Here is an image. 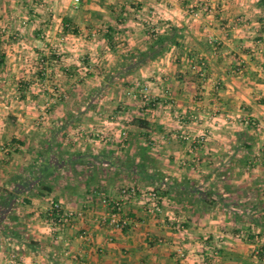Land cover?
<instances>
[{"label":"crops","instance_id":"crops-1","mask_svg":"<svg viewBox=\"0 0 264 264\" xmlns=\"http://www.w3.org/2000/svg\"><path fill=\"white\" fill-rule=\"evenodd\" d=\"M72 4L0 0V264H264V0ZM173 29L175 44L119 78L146 85L149 105L141 89L103 91L111 109L73 105L69 62L107 75ZM133 185L161 211L121 195ZM101 194L125 230L98 222ZM52 203L73 226L51 225Z\"/></svg>","mask_w":264,"mask_h":264},{"label":"built area","instance_id":"built-area-1","mask_svg":"<svg viewBox=\"0 0 264 264\" xmlns=\"http://www.w3.org/2000/svg\"><path fill=\"white\" fill-rule=\"evenodd\" d=\"M80 3L81 0H74L73 5L75 6V8H78ZM137 89H141L143 95L142 96L143 102L146 105H149L151 102L148 99V96L146 95L147 93L146 85H141L140 83H136L134 85L133 90L137 91ZM90 136L100 141L105 140L104 135L99 132H92L90 133ZM179 138L182 140L189 139L188 136L185 134H180ZM121 195L124 197H130L133 199L142 200L144 205V210L149 214L154 215L161 211V205H160L161 197L156 190L142 191L136 186H129V187H123L121 189ZM100 197L102 204L108 208V211L98 219V222L101 223L102 225L111 226L119 231L125 230L131 221L129 214L125 211V209L122 207V205L119 202L109 199L105 194H101ZM53 210H57L59 212L57 214V218L53 216V212H52ZM49 217L51 219V225L53 227L64 228V227L73 226L74 222L78 218V215L73 211L63 210L60 207V205H58L57 203H52ZM177 254L180 258H184L186 256V253L182 248H179L177 250ZM216 255H217L216 253L213 254V258L211 261L212 264H215L217 262ZM9 264H19V263L14 259V257H12L9 260Z\"/></svg>","mask_w":264,"mask_h":264},{"label":"rangeland","instance_id":"rangeland-1","mask_svg":"<svg viewBox=\"0 0 264 264\" xmlns=\"http://www.w3.org/2000/svg\"><path fill=\"white\" fill-rule=\"evenodd\" d=\"M73 2H74V0H72V3ZM16 5L18 6L20 4L17 3ZM38 6L41 7V9H44V10L49 7L48 4H45V3H43L42 6H41V4H38ZM71 8H75V6L72 4ZM75 9H77V8H75ZM29 23L30 22H28V24ZM31 27H33V26H31ZM70 31H73V28H71ZM133 53L134 52L132 51V54ZM132 54L127 52L126 53V55H127L126 57H128L129 55H132ZM94 59H95V57H94ZM89 61L91 62L90 64L87 63ZM69 63L70 64L72 63L71 65H73V67H74L73 68L74 72L72 73L73 77L71 78V79H73V85H74L73 90H74V92H73V100H71V102L73 103V105H76L77 109L87 107V104L90 105V106L91 105L95 106L96 108H99V107L103 108L104 107V108L111 109L113 107V105H114V104H111L112 100H109V99L106 100L105 99V101H106L105 102L104 99L99 97V95L103 91L104 92H111L113 94L115 93L116 95H120L121 94V95L126 96V97H127L128 94H132V93L136 92L134 90H131V88L126 89V87H125L126 82H120L121 79H115L114 82L112 83V85H115V87L110 88L109 87V83L107 82L108 81V79H107L108 74L105 75V72H104L105 69L108 70V67L100 68L98 64L92 63L91 59L90 60L81 61L80 58L77 57L76 59H73L72 62H69ZM111 69H112V71H111L112 73H115V71H118V69H116V68H114V69L111 68ZM58 70H59V68H58ZM51 73L53 74V72H51ZM59 74L60 73L58 71V75ZM34 75H32V76H34ZM101 76H104V78H105V79H103L104 82H102V80L100 78ZM112 85H110V86H112ZM113 91H116V92H113ZM131 91H133V92H131ZM88 93L90 94V98H87V100H84V99H86ZM63 95L64 94H62V91H61V95L58 98L54 97V99H57L56 103L61 104V103H63L66 100L65 98H63ZM97 97L100 100L99 99L97 100ZM102 101L105 102L104 103L105 105L104 106H99V104ZM47 104L49 106L51 105L50 102H48ZM47 104L45 103L43 106L48 108ZM92 132H96V131L92 130L89 133H87L88 136L90 137V140H91V138H93V137L90 136V133H92ZM104 137L106 139L107 136H104ZM96 140L98 141V139H96ZM125 165L128 166V164H125ZM95 166H97L96 163H95Z\"/></svg>","mask_w":264,"mask_h":264},{"label":"trees","instance_id":"trees-1","mask_svg":"<svg viewBox=\"0 0 264 264\" xmlns=\"http://www.w3.org/2000/svg\"><path fill=\"white\" fill-rule=\"evenodd\" d=\"M69 25H66L65 28L68 29ZM74 32H76L75 29H73ZM151 37L153 38V43L149 46V48L144 52H138L136 54L129 55L128 57L124 58V61H128L127 64L124 62L119 67L118 71H115V73H110L107 76L109 85L112 84L115 80V78H122L128 75H131L134 71L141 68L154 58L160 56L163 52H165L169 45H173L176 43L177 38V29H173L171 33L168 35L162 36V35H154L151 33ZM2 56L0 57V59ZM2 65L0 61V66ZM146 160V156L144 157ZM44 190H50L49 187L42 186ZM12 201H6L7 205L9 206ZM5 203V204H6ZM53 216L57 218V214L59 213L57 210H53ZM61 213V211H60ZM259 255L261 257H264V248H262L259 251Z\"/></svg>","mask_w":264,"mask_h":264}]
</instances>
